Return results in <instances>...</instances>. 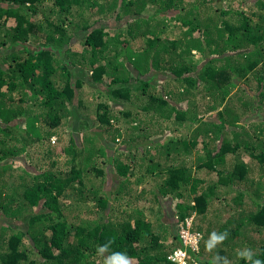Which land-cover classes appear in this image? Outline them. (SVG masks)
<instances>
[{
  "label": "trees",
  "instance_id": "16d2710c",
  "mask_svg": "<svg viewBox=\"0 0 264 264\" xmlns=\"http://www.w3.org/2000/svg\"><path fill=\"white\" fill-rule=\"evenodd\" d=\"M233 1L0 0V264H175L190 217L187 264H264V0Z\"/></svg>",
  "mask_w": 264,
  "mask_h": 264
},
{
  "label": "rangeland",
  "instance_id": "374dc122",
  "mask_svg": "<svg viewBox=\"0 0 264 264\" xmlns=\"http://www.w3.org/2000/svg\"><path fill=\"white\" fill-rule=\"evenodd\" d=\"M212 3V2H211ZM229 4V2H225V5H228ZM239 0H234L233 1V8H238L239 7ZM243 8V7H242ZM171 22V21H170ZM179 28H174V32L176 33V34H172V33H170L169 35H170V37H174V36H176L178 33H179ZM194 56V58H197L196 56V54L195 55H193ZM208 57H211L210 55L208 56ZM200 58H202V57H200ZM235 81V83H236V85H239L240 84V82L238 81V80H234ZM255 85H256V83L255 82H253V81H250V87H252V88H254L255 87ZM92 90L93 91H97L96 90V88L95 87H91L90 89H86V87L85 88H83V96H82V101H81V104L82 105H78V103H77V113H78V115H79V118H84V119H87V120H90V119H92V117H90V116H93V118H94V115H95V110H94V108H95V103L94 102H92L91 103V93H92ZM151 107H153V104H151ZM251 107H253V106H250L249 108L251 109ZM254 108V107H253ZM122 110V109H121ZM126 111H128L127 109H126ZM249 111V113H250V110H248ZM253 112V113H252ZM257 112V110H254V111H251V113L252 114H254V113H256ZM149 114H152V109L151 110H147L146 112L144 111V113H142L141 114V117L142 118H145V117H147ZM212 114H214V113H205L203 116H204V118L205 119H208V120H211V118L209 117V116H211ZM120 115V114H119ZM261 118V117H260ZM261 120V119H260ZM69 128H71V127H68V128H64L63 130L65 131L62 135H61V137H60V143L58 144L57 143V138L56 137H53L52 139H51V141H50V143H51V145L52 146H59L60 148H63V146H66L67 144H68V141H67V139H68V135H70L72 132L74 133V134H76L77 133V131H75V127L74 128H72V129H69ZM165 132V133H164ZM163 132V134H162V137H163V135H165V134H167V135H169V136H172V135H175V136H178V137H181V135L180 134H178V133H171V134H169L167 131H164ZM80 133V132H79ZM80 135V137H81V135H82V133H80L79 134ZM103 136H105V137H107L105 134L103 135ZM167 137V136H166ZM110 147H113V145H112V143H110V145H109ZM31 151H33V152H35L36 150H31ZM238 153L239 154H243V152L239 149L238 150ZM21 156V158H23L24 157V155L23 154H21L20 155ZM35 156H38V154H36ZM229 154H227L226 155V158L224 159V162H222V163H224V166H223V168H225L226 170H231V166H232V163H231V160H230V158H229ZM104 159V158H103ZM102 159V160H103ZM245 159V163H246V165H247V167H248V172H247V176L248 177H256L257 176V174H259V172H257V171H259V167L257 166V163H256V161H253V160H251V159H247L246 157L244 158ZM9 161H10V158H5L4 160H2L0 163H9ZM32 161H34V160H32L31 158H30V163L32 162ZM17 163L19 164V165H21V166H23V164L20 162V161H17ZM57 164H56V168H58V169H69L68 167H66V166H64V164H63V166H62V162L61 161H58V162H56ZM26 164H28V162H26ZM217 167H218V165H217ZM36 169V168H35ZM251 175V176H250ZM13 180V178H10V179H7V181H12ZM95 182L96 183H98L99 182V180L98 179H96L95 180ZM104 185V188H106L108 185H111V189H115V175H114V177L113 176H111V180H109V181H107L106 183H104L103 184ZM139 204H143V202H140ZM141 207V206H140ZM218 207V206H217ZM211 212V211H210ZM25 217H27V215L26 216H24V218ZM24 218H22L20 221H14V222H12V224H14V225H18V226H21V228L23 229V227L26 229V222H25V219ZM20 222V223H19ZM24 224V225H23ZM23 225V226H22ZM237 249H235V250H233L232 252H234V251H236ZM244 252H245V249H244ZM223 254V253H222ZM236 254V253H235ZM235 254H234V256L232 257V258H230V259H225V256L224 255H222L223 256V258H224V264H233L234 263V261H235Z\"/></svg>",
  "mask_w": 264,
  "mask_h": 264
},
{
  "label": "clouds",
  "instance_id": "9594fccd",
  "mask_svg": "<svg viewBox=\"0 0 264 264\" xmlns=\"http://www.w3.org/2000/svg\"><path fill=\"white\" fill-rule=\"evenodd\" d=\"M193 220V217H190L188 222L186 223V225L184 227H186L188 229V231L190 233H193L189 230V225L191 224ZM188 225V226H187ZM195 233V232H194ZM198 238H199V235H197ZM223 239L224 237L223 236H216L214 233L212 234L211 236V240L207 243V247L208 248H211L213 247L215 244L217 243H222L223 242ZM198 243L196 244V247L194 249H191L189 246L188 248H190L191 250H194V251H198ZM186 246H183L182 244V247H177L174 249V251L168 256V259L175 263V264H187V261H190V258H189V255L187 254L186 252ZM242 250L239 251V253L243 252L244 253V248H241ZM104 251L107 250V246L104 247L103 249ZM177 252H181V254H177L176 256L174 255L175 253ZM241 255V254H240ZM131 258L128 257L126 254H120V253H116V254H112L110 255L106 260H104V264H129V260ZM236 261V259H235ZM234 261V262H235ZM195 264H198V263H195ZM234 264V263H233Z\"/></svg>",
  "mask_w": 264,
  "mask_h": 264
},
{
  "label": "built area",
  "instance_id": "2783aa9c",
  "mask_svg": "<svg viewBox=\"0 0 264 264\" xmlns=\"http://www.w3.org/2000/svg\"><path fill=\"white\" fill-rule=\"evenodd\" d=\"M179 236L183 240V246H189L191 249H194L196 247L199 238L195 233H190L186 227L181 228V230L179 231ZM177 254L182 255L181 252H177L174 255L176 256Z\"/></svg>",
  "mask_w": 264,
  "mask_h": 264
}]
</instances>
